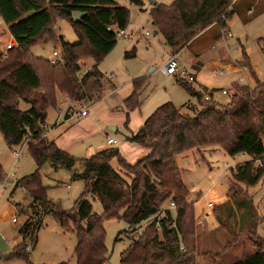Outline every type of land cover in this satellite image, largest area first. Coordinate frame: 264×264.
<instances>
[{"label":"trees","instance_id":"obj_1","mask_svg":"<svg viewBox=\"0 0 264 264\" xmlns=\"http://www.w3.org/2000/svg\"><path fill=\"white\" fill-rule=\"evenodd\" d=\"M232 4L233 0H174L170 5H155L150 15L170 53L177 55L209 27L219 25L224 29L229 17L223 21L222 16ZM74 13H82L83 17L75 21ZM129 18V11L112 0H49L48 4L41 0H0V20L15 42L6 59L0 53V134L10 149L27 141V151L37 170L18 181L14 189L25 190L33 201L31 210L40 216L35 222L27 220L19 231L22 242L6 260H27L26 241L34 239L41 219L51 216L61 228L76 233V264L106 263L104 224L111 220L123 221L134 230L148 221L138 238L120 255L119 264H197L194 205L199 197L187 201L188 189L176 158L206 147H220L229 156L242 154L250 158L231 170L228 194L239 211H252L251 219L255 218L245 190L255 187L264 176V99L260 101L264 84L259 82L254 90L234 86L231 104L220 108L204 100L211 98L209 90L196 92L190 84L180 81L185 91L197 99L200 109L191 107L194 116L188 117L171 103L158 107L137 133L126 137L128 142L147 151L134 164H129L116 148L103 150L90 159L76 160L46 140L47 109L56 106L58 95L75 104L101 97L103 76L97 67L115 48V32L126 30ZM57 19L69 21L78 38L76 44L69 45L56 37ZM44 38L60 45L55 66L30 54L31 48ZM133 57L135 48L125 53V58ZM83 58L95 62L86 75L81 74L79 64ZM244 64L249 68L247 60ZM143 84V78L133 81V93L123 103L126 120L128 111L139 106L138 92ZM20 102L29 108L20 110ZM124 126L127 129V121ZM257 160L263 169L255 168ZM113 161L119 171L112 168ZM46 162L54 170L71 171L76 181L84 183V193L75 201L72 211L61 210L47 198L39 174ZM76 165L82 168L81 172L74 170ZM86 196L98 199L103 209L100 216L92 213ZM166 204H173L175 209L169 210ZM220 208L213 206L212 213ZM254 228L248 234L258 241L256 253L233 264H264V243L255 235Z\"/></svg>","mask_w":264,"mask_h":264},{"label":"rangeland","instance_id":"obj_2","mask_svg":"<svg viewBox=\"0 0 264 264\" xmlns=\"http://www.w3.org/2000/svg\"><path fill=\"white\" fill-rule=\"evenodd\" d=\"M41 1L45 4L49 2V0ZM112 1L126 8L130 18L125 31L127 38L117 39L115 48L97 67L103 76L102 85L104 86L101 97L104 91L106 92L104 87L107 88L109 85L112 89L116 87L121 90L119 91L121 95L130 87L134 79L143 78L144 86L140 92L139 106L133 111H128V120L125 113L124 120L123 108H114L110 111L106 105V98L102 100L100 97V100H93L96 102L91 101L92 103L87 100L78 104L70 101L76 111L89 106L90 117L85 121L76 118L65 121L62 116L58 117L63 109L62 103L65 97H57L56 106L47 109L46 131L50 133L48 138L74 159H90L101 152L107 147V137L116 140L117 144L113 145V148L121 149L126 142L123 120L124 123L127 121L128 129L129 116L133 115L137 109H140L142 117L146 120L158 107L171 103L181 109V114L188 117L194 116L190 108L200 109L197 99L190 96L181 86L179 76H166L162 73V68L170 60V55L177 58L180 64L179 69L186 71V75H196V80L194 77V82L189 83L191 87L196 92H202L203 88L209 90L213 104L220 108L231 104L235 94L234 86L254 90L257 86L256 82L264 84V0H233L231 8L234 13L225 21L224 29H221L219 25L209 27L177 55L169 52L164 39L153 25L150 15L154 7L150 1H154L157 5H170L174 0H137L139 3H136V0ZM54 28L56 37L61 38L63 42L69 45L78 42L68 20L57 19ZM146 33L149 35L146 36ZM224 33H230V37L225 36ZM8 36L7 27L0 20V53L2 55L5 54L6 45L10 42ZM132 48H135V57L125 58V53ZM54 51L60 53L58 41L52 42L44 38L31 48L30 54L34 58L48 61L52 58ZM196 59L198 62H195ZM245 60L248 61L249 68L244 64ZM79 64L84 69L93 67L95 62L91 58H83ZM222 70L223 73L220 74ZM214 71L220 73L215 74ZM109 74L113 78L111 84L104 79ZM183 80L187 81V77ZM222 90H226L228 94L222 95ZM263 99L264 97L260 101ZM18 108L25 111L29 106L20 102ZM110 128H115L117 131L113 132ZM208 149L214 152H200L204 160L200 157V153L197 154L199 150H192L193 154L189 153L187 157L176 158L179 171L181 169L182 181L189 195L194 199L199 197L198 202L201 205L211 199V196L206 195L209 188H212L214 194L220 197L225 195L227 182L231 180V170L242 161L240 155L229 156L220 147H206L205 150ZM20 151L21 146L8 148L0 134V186L4 178L10 174L15 175L17 181H20L37 170L27 148H23L21 158L16 162L13 152ZM111 166L119 171L116 161H113ZM75 169L78 172L82 171L78 165ZM39 174L41 184L47 189V198L59 205L61 210L72 211L75 208V201L84 193V183L76 181L71 171L64 168L54 170L49 162L41 167ZM15 185L16 183L5 190L0 189V264H76L74 256L78 242L76 233L71 229L66 231L61 228L58 221L51 216H44L41 219L33 240H25L29 249L27 260H6L13 249L22 242L19 231L27 220L35 222L40 217L31 210L33 201L25 190L21 188L14 190ZM85 199L90 203L92 213L99 216L103 213L102 206L96 197L86 196ZM250 199L255 213L261 217L259 209L264 208V176L253 187V195ZM238 200L244 201L243 198ZM227 203L225 206H219L221 208L216 214L212 213L214 222L218 223V229L212 233H207L208 226L206 223L202 225L200 219L196 218L195 211L197 264H233L245 255L256 253L258 249L256 246L258 241L254 238L250 239L248 232L253 231L254 224L258 223L256 229L258 233H261L264 221L261 223L255 215L253 223L252 211L250 213L239 211L231 200ZM168 205L166 204L165 207L173 210L170 208L171 204ZM147 223L148 221L142 222L134 230L123 221L106 222L104 224L105 264H119L120 255L138 238Z\"/></svg>","mask_w":264,"mask_h":264},{"label":"crops","instance_id":"obj_3","mask_svg":"<svg viewBox=\"0 0 264 264\" xmlns=\"http://www.w3.org/2000/svg\"><path fill=\"white\" fill-rule=\"evenodd\" d=\"M155 5H157L156 3H155ZM154 5V6H155ZM8 30V29H7ZM126 31V30H125ZM9 33V32H8ZM8 38L10 39V42H13L14 44H15V42H14V40H13V38L10 36V34H9V36H8ZM169 49V48H168ZM56 52V51H55ZM170 52V51H169ZM58 53V52H57ZM170 58H171V55H170ZM169 58V59H170ZM195 62H198L197 61V59H196V61ZM91 68V67H90ZM110 75V74H109ZM193 77H195V80H196V75H193V74H191ZM108 75H106L105 76V78L104 79H106V77H107ZM111 76V75H110ZM135 80V79H134ZM133 80V81H134ZM106 81L107 82H109L110 84L113 82V78H112V76H111V80H107L106 79ZM133 81H132V83H133ZM132 83H131V85H130V87L129 88H127L126 89V91L124 92V94H119V91H121V90H118V89H116V87L114 88V89H112V88H110V85L109 86H107V88H105L104 87V90H106V92L104 91V94L102 95V100L103 99H105L106 98V105H108V110H110V111H112V109H114V108H123V103H124V100L126 99V98H128L132 93H133V88H132ZM104 86V85H103ZM144 86V85H143ZM143 86L141 87V89L139 90V92H138V95L140 96V92L143 90ZM222 91H226V90H222ZM222 91H221V93H222ZM227 92V91H226ZM227 94H228V92H227ZM109 95V96H108ZM223 95V94H222ZM58 97L60 98H62V96H60V95H58ZM100 98V99H101ZM99 99V100H100ZM98 101V100H97ZM209 101H211L212 102V99L210 98L209 99ZM89 102H91V101H89ZM93 102H96V101H93ZM92 103V102H91ZM91 106V105H90ZM88 109H89V106H87V107H84V108H81V110L80 111H83V110H87V116H85V117H82V118H79L78 120H87V119H89V117H90V114H89V112H88ZM80 111H78V112H80ZM154 112V111H153ZM122 113H123V116H124V120H125V112L124 111H122ZM125 113V114H124ZM134 114L132 115H130L129 116V127H128V129H126V136L124 137V140L126 141L125 142V145L123 146V147H121V149H119V148H116V149H118V151H119V153L121 154V156L123 157V158H126V161L129 163V164H134V163H136L138 160H140L141 158H143L146 154H147V151L145 150V149H143V148H141V147H139V146H137V145H135V144H133V143H130V142H128L127 140H126V137H128L130 134H135V133H137L138 132V130L143 126V124H144V122L146 121V120H144V118L142 117V114L140 113V109H137V110H135L134 112H133ZM58 117H60L61 118V116H60V114H59V116ZM63 117V116H62ZM63 120H70V119H66V117L65 118H62ZM124 120H123V125H124ZM108 124V123H107ZM110 124H113V123H110ZM47 129V128H46ZM113 132H116L117 131V129H115V128H110ZM50 135V133H48L47 131L45 132V138H46V140L48 141V142H53V140L52 139H49L48 138V136ZM108 139H110L109 137H107L106 138V141L108 140ZM112 139V138H111ZM115 140V139H114ZM116 141V140H115ZM116 144H117V142H116ZM263 144H264V139H263ZM106 145H107V143H106ZM113 145H107V147L105 148V149H103V150H106V149H108V148H113L112 147ZM206 148H204V149H200L198 152H197V154H199L200 152H202V153H206V152H208V151H210V152H214V151H212V149H208V150H205ZM102 150V151H103ZM189 153H192L193 154V152L191 151V152H187V153H185V154H183V155H180V156H182V157H187V155H189ZM211 155V154H210ZM179 156V157H180ZM200 157L202 158V160H204L203 159V155L200 153ZM240 158L242 159V161L238 164V166L239 165H242L243 163H245V162H247V161H249L250 160V158L248 157V156H246V155H240ZM180 171H181V169H180ZM181 177H182V174H181ZM229 182V183H228ZM227 182V192L225 193V195L224 196H218V195H216V194H214V190L212 189V188H209V190L207 191V196H211V199L209 200V201H207V203L206 204H204V205H201L199 202L198 203H195V205H194V207H195V211H196V218L197 219H200V221H201V223H202V225L204 224V223H206V225L208 226V229H207V233H212L213 231H216L217 229H218V223L216 224V222H214V220H213V216H212V207L213 206H222V205H224V204H226L228 201H230V199H229V194H228V189H229V187H230V184H231V180H229ZM218 184V183H217ZM186 186V185H185ZM243 189H244V187H243ZM15 190V189H14ZM245 192H246V194H247V196L249 197V198H252V195H253V188H248V189H246L245 190ZM213 196V197H212ZM195 199L193 198V197H191L190 195H189V193H188V198H187V201L188 202H191V201H194ZM211 202V203H210ZM200 204V205H199ZM259 209V208H258ZM260 210V213L259 214H261V217H258L257 216V214H256V217H258L257 218V220H260V222L262 223L263 221H264V208H262V209H259ZM205 215H207V217H205ZM212 217V219L210 218V217ZM213 221V222H212ZM258 224V223H257ZM256 224V226H258ZM255 226V235L259 238V239H261L263 242H264V227L262 228V230H261V233H258L257 232V227ZM20 244V243H19Z\"/></svg>","mask_w":264,"mask_h":264},{"label":"built area","instance_id":"obj_4","mask_svg":"<svg viewBox=\"0 0 264 264\" xmlns=\"http://www.w3.org/2000/svg\"><path fill=\"white\" fill-rule=\"evenodd\" d=\"M232 8H229L224 16H222V20L225 21L227 17L231 16L232 15ZM116 34V38L117 39H120V38H127V34L125 32V30H119V31H116L115 32ZM149 34L146 33V36H148ZM225 36L227 37H230V33H224ZM15 44L13 42H9L7 45H6V48H5V54L3 55V58L6 59V53L8 50H10L12 47H14ZM57 58H59V54L57 52H53L52 53V58L50 60H48L49 64L52 65V66H55L57 63H58V60ZM180 64L179 62L177 61V58L176 57H171L170 60L167 62V64L162 68V73L166 76H173V75H177L181 78V81L183 82H186V83H190V82H194V77L192 75H186L187 72L184 71V70H180ZM90 71V68H84L82 69L81 71V74L82 75H86L88 72ZM215 74H218L220 72L218 71H214ZM223 73V70L221 71L220 74ZM187 77V81L183 80V78ZM107 80H111V76L108 75L106 77ZM241 83V81L239 82ZM222 94L223 95H227V92L226 91H222ZM205 100L206 101H209V98L208 97H205ZM62 110L60 111V116H63V118L66 117V119H71V118H76V119H79V118H82V117H85L87 116V110H83V111H76L75 110V107L72 106L70 100L65 97V101L62 103ZM107 145H115L116 144V141L114 139H108L106 141ZM21 151L20 152H13V155L16 159V162L18 160H20L21 158V152L23 150V148H27V141L23 142L21 145ZM255 168L256 169H263V164L257 160L256 163H255ZM17 178L15 175H12L10 174L9 176H6L4 178V181L2 183V185L0 186V189L2 190H5L7 187H9L10 185H14V183H17ZM170 208L171 209H175L174 208V205L171 204L170 205ZM13 223H16L15 220H12ZM158 230H160V227L158 226L157 227Z\"/></svg>","mask_w":264,"mask_h":264},{"label":"water","instance_id":"obj_5","mask_svg":"<svg viewBox=\"0 0 264 264\" xmlns=\"http://www.w3.org/2000/svg\"><path fill=\"white\" fill-rule=\"evenodd\" d=\"M150 4L152 6H154L155 5V2L154 1H150ZM81 17H83V14L82 13H74V15H73V19L75 21H78Z\"/></svg>","mask_w":264,"mask_h":264}]
</instances>
